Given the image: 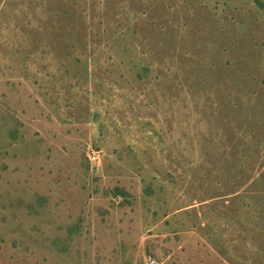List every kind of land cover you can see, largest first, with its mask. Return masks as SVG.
Listing matches in <instances>:
<instances>
[{
  "label": "rangeland",
  "instance_id": "obj_1",
  "mask_svg": "<svg viewBox=\"0 0 264 264\" xmlns=\"http://www.w3.org/2000/svg\"><path fill=\"white\" fill-rule=\"evenodd\" d=\"M264 264V0H0V264Z\"/></svg>",
  "mask_w": 264,
  "mask_h": 264
},
{
  "label": "built area",
  "instance_id": "obj_2",
  "mask_svg": "<svg viewBox=\"0 0 264 264\" xmlns=\"http://www.w3.org/2000/svg\"><path fill=\"white\" fill-rule=\"evenodd\" d=\"M145 264H160L159 262H157L156 260H152L151 258L148 259Z\"/></svg>",
  "mask_w": 264,
  "mask_h": 264
}]
</instances>
